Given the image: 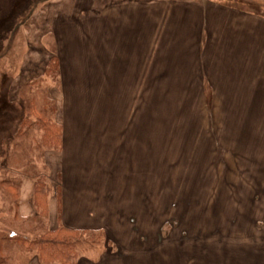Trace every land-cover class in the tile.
<instances>
[{
	"label": "crops",
	"instance_id": "1",
	"mask_svg": "<svg viewBox=\"0 0 264 264\" xmlns=\"http://www.w3.org/2000/svg\"><path fill=\"white\" fill-rule=\"evenodd\" d=\"M200 5L202 10H195L198 7L186 0H118L96 10L99 24L83 22L84 17H69L75 21L68 24L71 33H56L64 88V96L61 91L56 102L57 120L64 127L61 156L71 163L76 160V168L81 170L89 157L86 144L93 134L87 135L94 124L92 112H100L103 127L108 126L114 104L123 107L125 116L122 131L112 129L108 136L110 142L117 140V151L105 152L115 155L121 164L118 169H123V183L115 189L119 191L118 207H110L102 198L96 201L95 190L105 191L106 201L112 198L103 186L96 189L92 185L82 192L91 193L85 200L80 198V188L69 187L64 192L62 220L72 228L110 233L116 229L123 233L119 236L124 241L118 239L116 243L117 256L106 247L98 258L86 254L79 264H162L170 254L175 255L176 264H264L262 203L261 210L254 211L252 205L258 203L246 202L251 211L244 209L238 218H227L224 212L214 217L220 225L183 236L175 246H171L172 238L167 244L156 240V135L151 129L155 127L149 126L147 131L140 117L142 96L156 94L158 88H165L164 93L184 94L189 87H198L204 95L209 86L215 96L214 107L228 105L234 111H253L254 95L264 97V16L216 0ZM94 85L98 94L93 93ZM91 94L99 95V104ZM33 184L24 179L16 210L27 220L36 214ZM233 187L235 192L253 190L249 185L245 189ZM221 195L213 193L212 197L221 200ZM222 196L237 202L234 193ZM258 198L263 202L261 196ZM256 214V220L249 217ZM226 222L231 223L227 230ZM240 224L250 225L242 231ZM130 230L136 241L129 240ZM25 255V262L16 264H42L35 254Z\"/></svg>",
	"mask_w": 264,
	"mask_h": 264
},
{
	"label": "rangeland",
	"instance_id": "2",
	"mask_svg": "<svg viewBox=\"0 0 264 264\" xmlns=\"http://www.w3.org/2000/svg\"><path fill=\"white\" fill-rule=\"evenodd\" d=\"M115 1L118 0H0V235L11 231L23 235L33 228L38 231L40 227L35 220L36 214L30 220L16 214L26 178L34 183L35 177H45L53 186L62 185V206L57 194L51 197L47 220L51 228L63 223L64 192L69 187L74 189L77 186L82 194L92 185L96 189L103 186L112 198L106 201L103 197L106 192L95 190L96 201L102 198L110 207H118L115 202H118L119 191L115 189L123 183V169H118L121 164L117 158L115 160V155L107 156L105 152L117 151L118 148L117 140L116 143L110 142L108 136L112 129L122 131L125 116L120 104L110 107V120L106 127L102 125L99 111L94 110L90 115L94 124L87 135L93 134L87 141L89 157L82 169L79 166L81 170L76 168V160L71 163L61 156L63 150L38 147L42 133L35 128L24 129L23 133L17 134L21 119L33 101L34 108H41L50 101L55 106L53 117L57 120V96L61 91L64 96V88L60 76L46 71L49 61L58 57L56 33L64 30L71 33L68 24L75 21H69V17H84L83 22L99 24L96 10L100 11L104 4ZM186 1L198 7L195 10H202L203 5L200 4L206 0ZM216 1L264 16V0ZM156 90V94L142 96L144 104L141 105L140 117L146 123L147 131L149 126L155 127L151 129L156 135L157 243L167 244L172 238L174 244L171 246H175L177 239L183 236L206 232L220 225L221 222L214 217L224 212L228 214L227 218L233 219L238 218L244 209L251 211L249 204L253 202L258 203L252 205L255 206L254 211L261 210L262 203L264 218V97L254 95L253 111H240L241 108L234 111L227 108L228 105L216 109L213 105L215 96L209 86L204 95L199 93L198 87H189L184 94L164 93L165 88ZM93 91L98 94L99 88L94 85ZM97 94L91 96L99 104ZM82 161L83 158L80 165ZM233 185L242 189L249 185L253 190L235 192L232 191ZM213 193L216 197L234 193L237 202L224 200L222 195L221 200H214ZM82 195L80 198L85 200L91 193ZM260 196L263 202L257 199ZM246 202L249 204L244 205ZM68 210L72 213L70 208ZM34 211L36 213L35 208ZM249 217L255 219L257 214ZM230 225L226 222L225 230ZM249 225L240 224V227L246 231ZM120 233L116 229L112 233L89 229L83 235L85 238L78 251L77 264L84 261L86 254L93 259L98 258L106 247L117 256L116 248L119 247L116 243L118 239L124 241ZM128 237L131 242L136 241L132 230ZM8 248L16 251L18 246L14 243ZM170 255V259L162 261V264H176L175 255ZM25 256L24 251H18L13 258L17 262H25Z\"/></svg>",
	"mask_w": 264,
	"mask_h": 264
},
{
	"label": "trees",
	"instance_id": "3",
	"mask_svg": "<svg viewBox=\"0 0 264 264\" xmlns=\"http://www.w3.org/2000/svg\"><path fill=\"white\" fill-rule=\"evenodd\" d=\"M60 68V59L59 56H56L49 61L46 71L48 74L59 77ZM210 93L208 92V94ZM33 105L34 101L26 111V115L21 119L17 134L23 133L26 129L35 128L42 133L38 147L61 152L64 147L63 126L53 117L55 106L50 101L41 108H34ZM53 194H57L59 205L62 206V185L53 186L45 177L34 178L32 203L36 210L35 220H38L37 223L40 227L38 231L32 227V230L30 229L23 235L13 231L7 235H0V264H16L17 261L13 255L17 254L18 251H24L25 254L35 252L42 264L78 263V251L83 243V238H85L83 235L89 229L72 228L63 223L51 228L47 220L49 219L50 201ZM14 243L18 246L16 251L8 248ZM9 254H11L10 257Z\"/></svg>",
	"mask_w": 264,
	"mask_h": 264
}]
</instances>
